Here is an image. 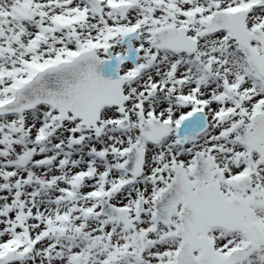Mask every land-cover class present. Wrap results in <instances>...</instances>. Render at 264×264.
Masks as SVG:
<instances>
[{
	"label": "snow or ice",
	"instance_id": "6c2138e0",
	"mask_svg": "<svg viewBox=\"0 0 264 264\" xmlns=\"http://www.w3.org/2000/svg\"><path fill=\"white\" fill-rule=\"evenodd\" d=\"M0 264H264V0H0Z\"/></svg>",
	"mask_w": 264,
	"mask_h": 264
}]
</instances>
